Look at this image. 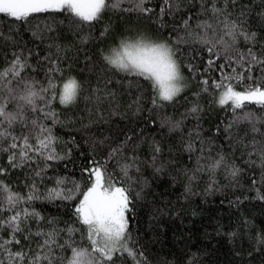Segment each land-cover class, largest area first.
Instances as JSON below:
<instances>
[{
    "label": "snow or ice",
    "instance_id": "snow-or-ice-1",
    "mask_svg": "<svg viewBox=\"0 0 264 264\" xmlns=\"http://www.w3.org/2000/svg\"><path fill=\"white\" fill-rule=\"evenodd\" d=\"M111 13L135 17L136 22L107 40V34L114 32L111 23H105L98 34L94 27L105 17L110 20ZM246 13L243 6L236 11V0H201L196 15L187 0H0V14L9 18L10 24L23 27L34 15L51 16L52 24L45 27L49 49L54 47L56 56L53 59L49 51L33 64V51L16 43L15 31L11 27L7 32L0 31V41L12 50L10 57L6 55L5 68L0 70V154L7 159L6 164H0V264H150L138 241L133 240L130 223L135 200L149 194L142 167L146 162L155 172L165 167L164 163L156 164L165 150V127L179 145H168L170 156L173 151H187L191 160V153H199L192 168H183L184 200L197 194L195 189L203 173L210 174L200 193L206 196L218 190L215 185L220 169L236 182L232 185L236 187L249 165L259 164L264 169V31L254 30ZM178 14V22L169 27L168 17L177 21ZM61 16L64 19L58 21ZM69 18L75 39L62 47L52 38V30ZM145 20L150 23L144 24ZM29 27L33 36L45 38L43 29L38 32ZM97 36L105 37L95 54L97 59L85 56L90 62L89 73H95L96 82L91 83L74 71L65 50H71L77 41L87 46ZM44 61L48 62L45 75L38 80L32 73ZM217 68L219 77L210 76L209 70ZM257 68L259 76L254 75ZM120 73L131 77L127 79L129 85L137 82L133 98L123 104L117 92L125 81ZM185 92L191 101L183 95ZM207 95L211 100L206 99ZM202 98L209 109L219 105L220 111L232 110L223 128H210L208 136H202L199 123L204 110ZM57 99L63 108L53 103ZM81 99L86 104L88 123H94V111L106 114L100 105L107 101L112 115L138 117L156 127V133H126L123 140L107 143L102 151L97 149L108 138L99 137L92 141V159L81 166L79 177L69 176L66 171L57 174L56 163L72 157L80 145L72 136H57L55 128L65 123L61 117ZM181 99L183 105L178 103ZM247 101H254L260 108L254 111ZM177 106L183 111L177 113ZM170 107L172 112L168 111ZM189 117L197 121L195 138L192 129L184 131ZM225 135L230 141L228 149L217 143ZM233 145H242L246 151L241 150L237 158ZM217 148L219 151H215ZM14 169H28L24 179L27 193L14 190L10 182ZM49 171L51 183L41 194L37 185L45 181ZM256 191L259 200L264 201V193ZM242 197L243 193L235 200L239 202ZM57 198L73 212L72 224H61L57 217L32 206L37 199ZM250 223L245 218V227ZM217 231L223 232V226ZM253 238L258 250L264 252V229ZM199 255L177 252L171 259L154 264H200Z\"/></svg>",
    "mask_w": 264,
    "mask_h": 264
},
{
    "label": "trees",
    "instance_id": "trees-1",
    "mask_svg": "<svg viewBox=\"0 0 264 264\" xmlns=\"http://www.w3.org/2000/svg\"><path fill=\"white\" fill-rule=\"evenodd\" d=\"M201 0H187V4L191 8L193 15L199 11ZM128 6L127 4L125 5ZM241 6L247 9L246 17L249 25L258 33L264 31V0H236V11L241 9ZM67 15L66 13L64 14ZM64 16L58 17L57 20H63ZM171 17H168V26L170 27L174 22ZM53 18L46 15H34L29 21L32 29H43L44 39L39 35L33 36L29 25L21 27L19 24H10L9 18L0 14V31L7 32L11 27L16 34V43L22 44L25 48H30L34 53L32 63L35 64L43 57L45 53L51 51L52 58L55 59V48L49 49L48 28L46 24L51 25ZM111 23L114 32L107 34V40H111L112 36L119 31V29L126 27L130 23H135V17L118 16L117 13L110 14L105 17L101 23L95 25L94 33H99L105 23ZM144 24L150 21H143ZM193 23L195 21L193 20ZM73 26L71 18L64 20V23H57L52 30V38L61 43H72L75 39L73 36ZM105 42V37L97 36L91 43L80 44L78 41L71 50H65L67 56L73 61V69L75 72L82 73L83 77L91 83H95V73H89L88 67L90 62L85 59V56H91L96 60V52L101 44ZM11 48L5 47L3 41H0V70L6 66V55L11 56ZM39 53L36 56L35 53ZM62 57L64 51L60 54ZM205 61L207 57L203 58ZM47 61H44L40 68L35 70L32 74L38 80L43 79L45 72L44 68L47 66ZM99 67V63H97ZM229 71L231 69H228ZM260 70L257 68L254 72L255 76H259ZM210 76L219 77V69L214 71L209 70ZM120 77H124L125 81L122 87H117L119 93L118 101L126 103L132 99V93L135 91L137 82L134 80L131 85L127 83V79H131L126 73H120ZM249 84L252 81H248ZM193 91L196 89L193 88ZM187 96L189 101L192 97L188 92L183 93ZM207 100H211V95L206 96ZM150 103V101H148ZM57 107L63 108L59 105V100L53 102ZM179 105L184 104L181 99ZM200 103L204 106L201 113L200 126L202 136L211 135L210 128L219 126L223 128L227 123L231 108L220 111L221 106L213 105L211 109L205 98H202ZM250 106H254L253 110L259 109L260 106L255 102H246ZM100 108H102L105 115H98L97 112L92 113L94 123H88V112L85 101L81 99L78 106L72 110H68L65 116L61 119L65 121L63 124H58L55 128L57 136L67 139L68 136L75 138L76 143L80 145L79 149H74L72 157L64 162H57L56 168L59 170L57 174L62 175L65 171L69 176L79 177L81 166L87 165L92 159L90 155L91 143L99 137H107L108 140L104 146H100L98 151L106 148L107 143L118 140H123L124 135L132 134L133 132L140 134L146 133L152 136L156 133V127L150 123H144L138 117H130L125 119L119 115H112L110 112V105L104 101ZM172 112V108L168 109ZM183 111L182 107L177 106L176 112ZM147 113H145L146 115ZM83 116L84 119L80 120ZM75 117V119H71ZM197 121L194 117H189L185 122L184 131L188 132L192 129V135L195 138ZM243 130H241V135ZM251 134L249 135V139ZM164 152L156 160V164L164 163L165 167L160 172H155L150 163H145L142 167V175L148 179L149 192L146 198L135 200V212L131 218V231L134 241H138L139 247L143 250L150 262L163 260L164 258L171 259L177 252H199L200 264H264V252L258 250L256 240L253 238L255 233L264 229V201L259 200L257 189L264 193V169H261L259 164L249 165L239 177V186H232L236 182L231 181L220 169L216 176L217 183L215 185L216 191H209L207 195H202L203 189L207 186L206 181L209 173H203L202 179L197 182L195 195H192L188 200H184L183 185L186 182L183 168H192L195 164V156L198 151L191 153V160L189 153L184 151L182 153L172 152L171 156L168 152V145L173 144L179 147L176 139L171 138V134H167V128L164 129ZM89 143H85V141ZM199 144V141H196ZM219 145H223L225 149L230 146V141L225 136H220L217 140ZM71 146V142H69ZM207 147V146H205ZM236 152V157L240 156L242 145H233ZM215 151H219L217 148ZM215 151L212 155H215ZM144 153L141 152V155ZM256 159L255 155L253 157ZM6 156L0 154V164H6ZM241 167H244L242 164ZM28 169H14L10 174V182L13 184L14 190L27 193L28 189L24 186L25 173ZM118 171V170H117ZM179 173V174H178ZM52 172H48V177L43 183H38L37 187L40 193L46 184L51 183ZM175 177V183L173 182ZM256 184L253 186L252 181ZM243 197L237 202L235 197ZM32 206L37 208L45 215L57 217L63 224L65 221L72 224L73 212L65 203L60 202L59 198L54 201L49 200H34ZM163 209V211H161ZM179 210V211H177ZM193 211L196 215H193ZM175 212L176 214H172ZM245 218L250 221V225L245 227ZM34 223V222H33ZM223 226L224 231L218 232L217 229ZM79 227V225H77ZM234 232L235 235L229 237L226 233ZM2 234V233H0ZM171 254V255H170ZM251 254V255H249ZM131 261V257H128Z\"/></svg>",
    "mask_w": 264,
    "mask_h": 264
},
{
    "label": "rangeland",
    "instance_id": "rangeland-1",
    "mask_svg": "<svg viewBox=\"0 0 264 264\" xmlns=\"http://www.w3.org/2000/svg\"><path fill=\"white\" fill-rule=\"evenodd\" d=\"M247 102H254V101H247ZM246 103V102H245Z\"/></svg>",
    "mask_w": 264,
    "mask_h": 264
}]
</instances>
